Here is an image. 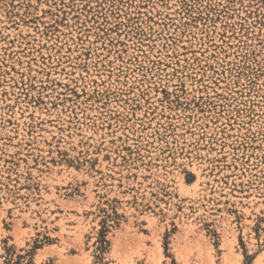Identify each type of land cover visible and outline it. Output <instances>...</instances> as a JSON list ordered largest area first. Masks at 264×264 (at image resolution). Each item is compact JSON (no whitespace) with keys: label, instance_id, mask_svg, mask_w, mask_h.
Segmentation results:
<instances>
[{"label":"rangeland","instance_id":"1","mask_svg":"<svg viewBox=\"0 0 264 264\" xmlns=\"http://www.w3.org/2000/svg\"><path fill=\"white\" fill-rule=\"evenodd\" d=\"M0 264H264V0H0Z\"/></svg>","mask_w":264,"mask_h":264}]
</instances>
